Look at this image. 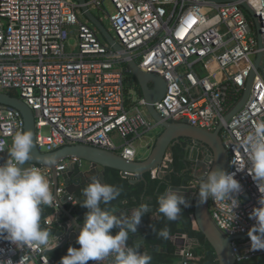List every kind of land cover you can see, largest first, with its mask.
<instances>
[{"label":"built area","instance_id":"2783aa9c","mask_svg":"<svg viewBox=\"0 0 264 264\" xmlns=\"http://www.w3.org/2000/svg\"><path fill=\"white\" fill-rule=\"evenodd\" d=\"M112 1L116 13L110 16V22L115 39L123 47L121 52L103 43L93 25L80 22V6L75 0H0V93L17 92L33 110L36 144L44 153L83 145L140 161L136 142L160 124L150 116L143 96L136 93L131 103L127 101L129 72L123 55H130L142 71L165 80L167 93L154 103L164 120L209 132L220 128L228 152L226 171L236 173L242 192L236 197L240 204L234 209L233 221L229 209L210 198L211 217L225 237L233 238L237 264L264 255V250H252L250 238L238 239L249 236L256 223L249 217L260 207L261 193L247 168L236 171L237 167L249 166L246 137L264 122V0ZM243 4L249 5L259 19L262 48L255 23ZM89 5L101 7L103 1L90 0ZM72 29L76 30L78 51L67 53ZM260 52L261 66L250 95L235 112L255 69L252 56L257 58ZM44 129H49L47 134ZM18 131H25L22 113L0 104V164L5 162ZM202 146H190L191 155H203ZM82 164L78 157L62 160L56 166L60 178L57 189L51 183L50 167L29 162L24 165L40 167L53 190L52 204L42 207L54 212L41 224L52 226L57 221L62 211L60 201L65 200V206L78 204L74 195L66 197L62 175ZM172 164L167 153L163 163L150 172L151 178H160ZM211 165L210 152L203 174L195 170L197 177L202 178ZM198 183L187 185L188 196H195ZM70 226L69 222L66 228ZM54 237L47 246L18 248L0 239V259L19 264L23 256L24 264H53L47 253L57 249L63 239ZM181 239V258L175 264H193L196 241L186 236Z\"/></svg>","mask_w":264,"mask_h":264},{"label":"clouds","instance_id":"9594fccd","mask_svg":"<svg viewBox=\"0 0 264 264\" xmlns=\"http://www.w3.org/2000/svg\"><path fill=\"white\" fill-rule=\"evenodd\" d=\"M249 152V166L237 167L236 171L247 168V174L256 182L261 197L260 207L253 209L250 219L256 223L248 235L252 250H264V122L256 125L254 131L246 137ZM34 148L33 133L18 131L12 139V146L7 158L0 164V239L9 241L16 247L27 245L47 246L50 232L41 227L42 206L51 205L54 200L50 181L46 179L40 167L24 165L32 160ZM235 165V164H233ZM236 166V165H235ZM235 172L211 169L201 178L199 184L200 203L211 198L222 208H227L235 219L234 209L239 207L236 198L242 192V186L235 179ZM82 207L85 214L83 226L79 227L76 243L79 248L69 247L59 264H150L151 256L141 252L142 240L139 238L133 246L128 244L130 234H135L144 215L149 213L147 203L133 209L131 215L114 214L104 205L111 204L120 196V189L102 183L93 176L90 183L83 188ZM158 212L170 222H176L182 214V207H190L182 191L168 189L157 197ZM118 229L113 235V230ZM152 231L164 240L169 239L168 227ZM255 237V240L253 239ZM2 251V250H0ZM0 264H13L11 259H0ZM19 264H24L22 256Z\"/></svg>","mask_w":264,"mask_h":264},{"label":"water","instance_id":"95a60500","mask_svg":"<svg viewBox=\"0 0 264 264\" xmlns=\"http://www.w3.org/2000/svg\"><path fill=\"white\" fill-rule=\"evenodd\" d=\"M75 1L79 4L80 9L85 17L98 30L106 43L116 51H123V47L120 45V43L105 28L103 23L92 13L89 5L90 0ZM243 6L252 17V20L256 25L258 31L259 48H262L261 27L259 19L257 18L254 10L249 5L243 4ZM123 57L127 60L128 72L133 74L139 83V86L142 90V96L146 100L147 109L150 116L153 120L160 124V127L163 128L162 133L158 136L154 145L152 146L150 156L146 160L142 161H128L117 153L83 145L67 146L53 152L44 153L39 150L36 144V121L33 110L21 98L12 96L9 93H0V104L15 108L16 110L20 111L25 120V131H31L33 133L34 148L32 149L31 153L32 160L29 161V163L50 167L53 171L51 183H53L54 188L57 189L60 183V178L57 175L56 166L62 160L67 158H80L83 161L81 166H78L73 170H69L62 175L67 192L66 197L68 195H74L78 202H80L78 192L86 187L88 183H90L91 177L95 176L102 183H106V169H114L124 175H129L133 184H136L139 180H145V175L163 163L172 143L180 138H184L191 147L195 146L196 144H203L210 149L212 154V165L209 171L211 169H220L226 171L228 164V152L220 135V128L215 132H209L194 127L188 123H172L164 120L156 111L154 103L163 100L167 93V84L165 80L159 75L142 71L139 68L137 62L133 60L130 55L124 54ZM261 60L262 53L260 52L256 58L255 69L249 78L244 99L238 105L235 112L238 111L248 99L254 77L257 70L261 66ZM172 170L173 166L170 165L167 172L165 174L160 173L159 177L163 178L169 175ZM171 189L187 192V185L183 184L181 187H174ZM198 191L199 187L194 196L195 202L192 195L185 196L190 204L194 202V218L197 228L205 235L206 239L215 249L220 264H237L236 255L232 248L233 238L225 237L219 230L210 214V198L204 203H200ZM64 202L65 200L60 201V208L68 215L71 226L66 228L65 231L57 232V236H63L61 245L59 247H64L68 242L75 241L79 235V227L77 225L82 227V225L78 223L77 219L73 217L72 214L66 209ZM45 209L46 208L43 207V211ZM140 225L143 227V232L146 233L147 230L142 221ZM184 236L185 235L182 234L176 235L177 238H182ZM135 238V234H130V240ZM238 239L246 240L249 239V236L238 237ZM52 252L53 251H49L47 255H50ZM177 253L180 254L179 251Z\"/></svg>","mask_w":264,"mask_h":264},{"label":"trees","instance_id":"16d2710c","mask_svg":"<svg viewBox=\"0 0 264 264\" xmlns=\"http://www.w3.org/2000/svg\"><path fill=\"white\" fill-rule=\"evenodd\" d=\"M135 81V91L142 97V90L137 82L136 78L131 73L126 74ZM132 83V82H131ZM12 96L19 97L17 92H10ZM126 94H127V80H126ZM207 147V146H206ZM168 153L173 160V170L169 175L153 180L151 174L145 175V180H139L136 184L131 182L130 177H125L121 172L114 169H106L105 184L112 185L120 189V196L111 202L109 205L101 203L102 209H108L113 213L122 208H138L140 204L147 203L150 211L142 217L143 225L146 227V233L141 237L142 246L141 252L147 253L151 256L150 264H175L180 260V255L177 253L178 246L174 243L173 238L177 234L185 235L187 238L196 241L194 246L195 259L193 264H220L215 249L206 239L205 235L197 228L194 221L195 214V197L194 202L189 203L190 207L183 208L182 214L178 221L170 222L163 214L158 212L157 197L163 195L165 191L174 187H181L183 184L189 185L191 182L198 181V187L201 178H198L195 173V166L198 159H202L203 155L193 154L191 157L190 146L184 138L175 140ZM201 168L198 169V173ZM80 202L75 207L66 205V209L75 217L80 225L83 226V221L86 212V208L82 207L84 200L83 189L78 192ZM53 209L46 208L42 212L41 220L52 215ZM155 217V218H154ZM70 222L68 215L61 211L57 217V221L52 226H46L41 224L42 228H47L51 236L57 234L58 231H65L67 223ZM152 226L155 227L157 232L164 227H168L170 230V237L167 240L158 237L152 231ZM118 229L113 230V235ZM137 237L132 240H128V244L133 246ZM69 247L79 248L76 240L68 242L64 247H58L53 250L49 255L53 264H59L61 258L67 254ZM95 261H89L88 264H95Z\"/></svg>","mask_w":264,"mask_h":264},{"label":"rangeland","instance_id":"374dc122","mask_svg":"<svg viewBox=\"0 0 264 264\" xmlns=\"http://www.w3.org/2000/svg\"><path fill=\"white\" fill-rule=\"evenodd\" d=\"M103 5L101 7L91 6L92 13L103 23L105 28L113 35L114 38H117V35L115 31L113 30L110 22V16L114 15L116 13V8L112 0H102ZM250 16V15H249ZM251 17V16H250ZM78 18L80 22L86 23L89 25H92L90 21L85 17L81 9L78 11ZM252 19V17H251ZM254 31L257 33V28L254 25L253 26ZM71 37L69 41L66 44V52L67 53H76L78 51V42L75 39L76 30L72 29L70 33ZM101 40L103 43H106V41L102 38L100 34ZM258 38V36H257ZM253 61L256 60V56H252ZM127 101L128 103H131L132 99L136 97V91H135V81L132 80L129 76L127 77ZM132 82V83H131ZM49 129H44L43 133L47 134ZM163 128L158 127L149 134H147L143 140H138L135 144L137 151H138V160H146L152 150V146L154 145L156 139L158 136L162 133ZM117 143L120 145L121 141L117 140ZM203 169L199 170V175L203 174ZM239 264H264V255L257 256L251 260L241 262Z\"/></svg>","mask_w":264,"mask_h":264},{"label":"crops","instance_id":"0c3cea01","mask_svg":"<svg viewBox=\"0 0 264 264\" xmlns=\"http://www.w3.org/2000/svg\"><path fill=\"white\" fill-rule=\"evenodd\" d=\"M183 195L186 196L187 195L186 192H183ZM133 209H136V208L135 207H133V208H122V209H119L118 211L114 212V214H117L118 216H119V214H124V215L130 216ZM141 221H142V219H141ZM143 234H144L143 227H141V225H139L138 228H137V232L135 233V235L138 238V237H141ZM54 238L55 237L54 236H51V235L49 237V239H54ZM181 240H182L181 238L180 239L173 238V241L178 246V248L183 243L182 242L183 240L182 241ZM95 264H97V262ZM101 264H108V262L107 261H104V262H101Z\"/></svg>","mask_w":264,"mask_h":264},{"label":"flooded vegetation","instance_id":"af4514ba","mask_svg":"<svg viewBox=\"0 0 264 264\" xmlns=\"http://www.w3.org/2000/svg\"><path fill=\"white\" fill-rule=\"evenodd\" d=\"M203 145V144H202ZM202 151H203V160H201L200 162L196 163V166L194 167L196 170L201 168L203 169V167L205 166V159L208 157L210 150L208 147H206L205 145L202 146ZM191 155V154H190ZM193 156V154L191 155V157Z\"/></svg>","mask_w":264,"mask_h":264}]
</instances>
